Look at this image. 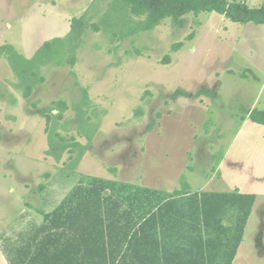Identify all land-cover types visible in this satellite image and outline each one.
<instances>
[{
  "label": "rangeland",
  "instance_id": "rangeland-1",
  "mask_svg": "<svg viewBox=\"0 0 264 264\" xmlns=\"http://www.w3.org/2000/svg\"><path fill=\"white\" fill-rule=\"evenodd\" d=\"M113 4L0 0V50L12 46L27 58L66 36L73 18L88 20L74 64L49 62L26 78L0 52V264H19L23 235L87 177L165 193L180 189L182 177L192 191L236 183L232 191L256 195L244 264H264V125L249 118L264 107V24L189 13L181 24L167 18L123 36L125 17ZM41 111L52 115V130L84 149L63 151L56 136L50 153Z\"/></svg>",
  "mask_w": 264,
  "mask_h": 264
},
{
  "label": "trees",
  "instance_id": "trees-1",
  "mask_svg": "<svg viewBox=\"0 0 264 264\" xmlns=\"http://www.w3.org/2000/svg\"><path fill=\"white\" fill-rule=\"evenodd\" d=\"M112 8L120 10L125 17L123 27L127 32L122 29L123 36L153 29L167 18L181 24L189 13L215 11L234 22L264 24V0L259 7L230 0H114ZM129 14L138 20L133 21ZM87 26L85 16L73 18L66 36L46 41L31 58L18 53L12 46L3 47L0 52L6 54L18 75L35 78L40 67L49 62L61 64L65 58L67 63L74 64ZM93 27L98 30L95 24ZM181 44H174L173 50L177 51ZM169 60L167 55L163 62ZM32 86L28 84L25 96H29ZM41 114L48 122L50 153H54L58 145L56 136H60L63 151L71 148L73 152L74 147L84 149L79 142H69L49 127L50 113L41 111ZM249 118L264 125V107L252 109ZM88 134L90 142L93 133ZM182 178L181 188L173 193L106 177L81 179L52 211L43 213L42 223L35 224L23 235L25 239L17 251V262L231 264L243 239L256 195L237 191H192ZM228 207L239 209L234 219L238 235L233 238L230 249L223 246L222 227ZM209 227L217 229L215 237ZM179 238L183 241H178Z\"/></svg>",
  "mask_w": 264,
  "mask_h": 264
},
{
  "label": "crops",
  "instance_id": "crops-1",
  "mask_svg": "<svg viewBox=\"0 0 264 264\" xmlns=\"http://www.w3.org/2000/svg\"><path fill=\"white\" fill-rule=\"evenodd\" d=\"M260 133L263 136L264 135V130H262ZM236 188H238V187L236 186V183H234L233 187L230 188L229 190L223 189V190H202V191H210V192H212V191L213 192H224V191H226V192H230V191H232L233 189H236ZM253 194H255V193H253ZM228 208H230V209L227 210V212L224 214L223 219H222V227L224 229L223 239L225 241L223 246L226 249L232 248V247H229V245L232 244L233 238L235 237V239H236V236L238 235V232H236V229H235L236 224L234 222V219H235V214L233 213L234 208H232V209H231V207H228ZM262 221H264V220H262ZM247 223H248V221H247ZM247 223H246V226H247ZM246 226H245V229H244L243 239H242L239 247L237 248L236 255L234 256L231 264H244L245 263L246 259H245L244 256H242V252L244 251V246L246 244L245 241H244L245 233H246ZM208 230L211 232V235L213 237L216 236V233H217V229L216 228L209 227ZM209 231H207L208 235L211 236L209 234ZM230 236H231V238H230ZM228 240H230V241H228ZM178 241H183V239L179 238ZM219 260H222V258H219Z\"/></svg>",
  "mask_w": 264,
  "mask_h": 264
}]
</instances>
